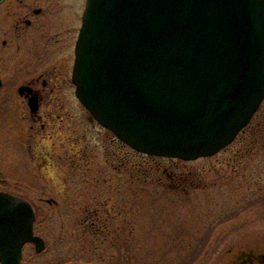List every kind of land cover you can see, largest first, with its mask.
Returning <instances> with one entry per match:
<instances>
[{
    "label": "rangeland",
    "instance_id": "rangeland-1",
    "mask_svg": "<svg viewBox=\"0 0 264 264\" xmlns=\"http://www.w3.org/2000/svg\"><path fill=\"white\" fill-rule=\"evenodd\" d=\"M1 79L0 190L31 202L46 240L22 264H223L264 245V119L209 157L146 155L88 120L70 72ZM42 80L36 113L17 87Z\"/></svg>",
    "mask_w": 264,
    "mask_h": 264
},
{
    "label": "water",
    "instance_id": "water-1",
    "mask_svg": "<svg viewBox=\"0 0 264 264\" xmlns=\"http://www.w3.org/2000/svg\"><path fill=\"white\" fill-rule=\"evenodd\" d=\"M74 55L76 97L118 139L212 156L264 99V0H87ZM34 218L28 200L0 190V264H19L26 242L44 248Z\"/></svg>",
    "mask_w": 264,
    "mask_h": 264
},
{
    "label": "flooded vegetation",
    "instance_id": "flooded-vegetation-1",
    "mask_svg": "<svg viewBox=\"0 0 264 264\" xmlns=\"http://www.w3.org/2000/svg\"><path fill=\"white\" fill-rule=\"evenodd\" d=\"M85 4L86 0H0V78L2 72L14 67L37 74L70 72L71 80L74 45ZM2 84L1 79L0 87ZM47 86L46 80L38 87L28 82L18 85L17 92L37 113L44 98L41 91L53 89V84L49 89ZM88 120L92 121L89 115ZM36 221L35 216L34 234L44 239L46 247L45 237L35 229ZM26 245L34 248L32 243L23 246L20 264ZM223 264H264V245L238 246Z\"/></svg>",
    "mask_w": 264,
    "mask_h": 264
},
{
    "label": "trees",
    "instance_id": "trees-1",
    "mask_svg": "<svg viewBox=\"0 0 264 264\" xmlns=\"http://www.w3.org/2000/svg\"><path fill=\"white\" fill-rule=\"evenodd\" d=\"M258 117H259V120H260L261 123H262V121H263V119H264V100H263L262 104L260 105V107H259L257 113L255 114V116L252 118V120L249 122V124H248V125H247V126L241 131L240 134L245 133L246 130H247L248 128H250L251 123H252V125H253L254 122H255V120H256V118H258ZM97 221H98V219H97ZM97 221H96V223H97Z\"/></svg>",
    "mask_w": 264,
    "mask_h": 264
}]
</instances>
